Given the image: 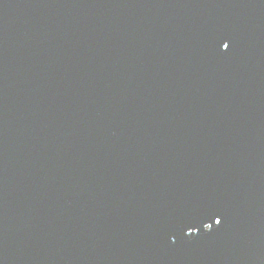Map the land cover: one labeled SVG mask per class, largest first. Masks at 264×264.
<instances>
[{
  "label": "water",
  "instance_id": "95a60500",
  "mask_svg": "<svg viewBox=\"0 0 264 264\" xmlns=\"http://www.w3.org/2000/svg\"><path fill=\"white\" fill-rule=\"evenodd\" d=\"M0 264H264V0H0Z\"/></svg>",
  "mask_w": 264,
  "mask_h": 264
},
{
  "label": "snow or ice",
  "instance_id": "6c2138e0",
  "mask_svg": "<svg viewBox=\"0 0 264 264\" xmlns=\"http://www.w3.org/2000/svg\"><path fill=\"white\" fill-rule=\"evenodd\" d=\"M222 45H223V49L224 50H227L229 48V43L228 42H223ZM209 212L212 213L213 211L211 209H209ZM214 222L217 225H219L221 223V220L220 219H216Z\"/></svg>",
  "mask_w": 264,
  "mask_h": 264
}]
</instances>
